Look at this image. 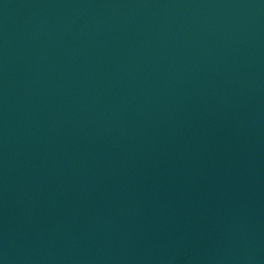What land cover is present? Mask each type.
<instances>
[{
	"label": "water",
	"instance_id": "water-1",
	"mask_svg": "<svg viewBox=\"0 0 264 264\" xmlns=\"http://www.w3.org/2000/svg\"><path fill=\"white\" fill-rule=\"evenodd\" d=\"M0 264H264V0H0Z\"/></svg>",
	"mask_w": 264,
	"mask_h": 264
}]
</instances>
